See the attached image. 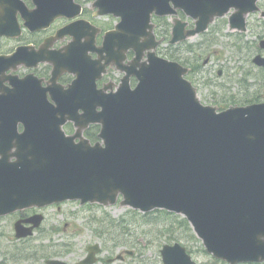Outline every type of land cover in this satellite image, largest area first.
Returning a JSON list of instances; mask_svg holds the SVG:
<instances>
[{
    "label": "water",
    "instance_id": "obj_1",
    "mask_svg": "<svg viewBox=\"0 0 264 264\" xmlns=\"http://www.w3.org/2000/svg\"><path fill=\"white\" fill-rule=\"evenodd\" d=\"M256 1L97 0L100 14L120 11L123 18L116 30L105 35L102 50L114 59L119 48H135L136 32L148 26L153 12L167 15L181 9L198 18L191 30L177 21L171 43L202 32L230 8L235 9L230 28L245 30V16L258 9ZM32 2L31 16L40 22L62 15L67 3L78 11L73 0ZM76 24L84 27L85 23ZM7 29L0 26V34ZM73 46L74 41L68 45ZM148 47L136 48L138 60ZM260 47L264 48V39ZM27 54L23 49L0 56V87L3 71L16 65L2 63L23 61ZM253 62L264 66V57L256 55ZM55 65L52 80L64 70L76 74L67 89L41 88L38 80L25 76L10 78L13 88L0 94L21 98L19 105L0 99V153L5 154L0 159V177L7 180L0 183V213L20 204L66 199L109 205L121 195V206L143 212L163 208L184 215L207 252L217 258L231 264L264 261V102L218 112L200 103L195 88L183 78L185 67L153 52L139 64H114L125 75L117 90L108 93L105 89L112 84L102 89L95 85L107 64H90L94 72L89 78L87 64ZM132 75L138 79L133 89ZM46 90L56 105L48 102ZM67 120L76 126L70 136L61 129ZM14 121L23 122L22 133L12 128ZM92 122L101 125L102 142L90 145L81 132ZM12 146L16 155L22 154L8 164ZM87 249L83 264L94 261L98 245ZM161 255L164 264H192L178 243L164 245ZM48 264L64 263L51 260Z\"/></svg>",
    "mask_w": 264,
    "mask_h": 264
},
{
    "label": "flooded vegetation",
    "instance_id": "obj_2",
    "mask_svg": "<svg viewBox=\"0 0 264 264\" xmlns=\"http://www.w3.org/2000/svg\"><path fill=\"white\" fill-rule=\"evenodd\" d=\"M74 5L79 6L80 13L74 17H71L76 7L70 4H66L62 10V15H55L47 23L46 20L38 21L31 16V10L35 8L32 0H0V26H7V32L0 34V56H8L11 54H19L23 49H26L28 54L23 61L9 60L3 64H16L9 66L3 71V82H7L10 87V78L22 79L25 76H31L40 82L41 88L51 87L53 90L55 87L66 88L74 78L76 77L72 72L67 70L61 71L57 74L56 78L52 80V76L55 73V64H87L86 74L88 78L93 74L94 68L90 64H139L147 59L148 51L144 50L141 53L140 59L137 58L136 48L142 47V43L147 45L153 43L158 39H162V43H157L154 48L157 55H161L160 47L166 45V48L162 51H169L165 55H169L173 45L169 43L170 33L173 27L172 20L167 22V17H158L154 14L150 15V22L148 26L143 29L140 28L134 37V46H128L125 48H119L118 57H107V52L102 50L105 48V35L113 31L122 17H116L113 14L102 15L99 13L100 8L95 5V0H73ZM178 15L182 18L184 16L186 22V28H190L194 25L192 19L185 16L181 11ZM43 17H46L44 15ZM34 20L32 22L31 20ZM183 19V18H182ZM48 20V17H47ZM169 20V19H168ZM84 21V27L79 26L76 23ZM70 26V33L66 32V28ZM89 27H87V26ZM152 25V28H149ZM131 31V30H130ZM146 32L147 39L144 38L143 32ZM154 34L149 38L148 33ZM82 34L80 37L79 35ZM74 41L72 48L68 47L69 43ZM39 50V55L35 54V50ZM18 50V51H17ZM30 50L34 51L30 54ZM102 50V51H100ZM204 52V51H203ZM189 51H186L187 57ZM264 53V52H263ZM163 54V53H162ZM202 52H197L194 55L195 59L202 58ZM109 58V59H106ZM136 59V60H135ZM184 59V58H182ZM210 56L203 58L202 64H209ZM26 64H36L33 67H29ZM182 64H195L194 62L184 61ZM196 64H201L198 61ZM61 67V66H60ZM59 67V68H60ZM113 72H117L114 66L106 65L104 70L100 73L99 78L96 79L97 87L103 86L106 82L116 79L113 78ZM135 83V78H130V84ZM12 85V84H11ZM49 98V93H46ZM21 98L15 96L11 100L18 102ZM23 123L17 121V131L23 130ZM70 127V124H67ZM96 126H87L83 134L88 137L91 135V139L95 136ZM15 146L10 148L9 160H14L16 154ZM2 154L0 155L1 158ZM52 206L37 207L29 206L22 209H18L11 213L0 215V253L3 252L7 258L8 264H45L46 258L44 256V246L31 249L16 248V243H27L28 240L40 241L46 238V236L52 234L53 231L46 232V212L45 210ZM57 209H60V205H55ZM42 215V220L38 225L33 226L31 218L33 215ZM34 221V220H33ZM31 228L30 234L18 237L17 233H22L25 229ZM56 229V226H52ZM55 231V230H54ZM106 234L99 236L98 241L94 243L100 244V251L97 255V261L94 264H126V257L122 251L120 259H115L114 256H110L108 251L104 249ZM10 244H9V243ZM62 254L56 253L53 256H61ZM131 255V254H130ZM84 256V255H83ZM81 258V257H80ZM78 258L72 264H77L80 260ZM67 260V259H66ZM6 259L1 258L0 264L4 263ZM68 264H70L69 260ZM264 264V262L256 263Z\"/></svg>",
    "mask_w": 264,
    "mask_h": 264
},
{
    "label": "rangeland",
    "instance_id": "obj_3",
    "mask_svg": "<svg viewBox=\"0 0 264 264\" xmlns=\"http://www.w3.org/2000/svg\"><path fill=\"white\" fill-rule=\"evenodd\" d=\"M260 6L264 10V0H261ZM224 18L212 25L207 33L190 38L186 44L172 48L170 51V56L174 55L181 59L187 56L186 51L189 44L204 46L205 51L202 52L200 69L193 74L198 95L204 102L206 100L224 101L226 100L224 97L229 94H240L238 84L242 78H247L248 82L254 84L248 97H253L255 93L258 94L259 90L264 91L259 87L264 71L254 66L251 61L257 50V42L260 38L258 36L264 32V18L256 13L249 17L248 29L245 33L229 30L226 16ZM165 48L166 45L160 47L161 53H167L162 51ZM195 54L194 51L188 53V56ZM208 55L210 63L202 64L203 58ZM219 69L222 70L221 75L217 74ZM217 84L225 86L218 88L221 92L218 96L216 93L213 95ZM45 212L47 213L46 232L50 233V230L53 232L50 239H43V241L44 243H55L53 248H49L50 254H64L63 257L69 260L70 264L84 255L86 246L95 240L94 234L98 238L97 236L105 230L103 227L111 232L108 245L110 249L115 250L114 253L119 249H128L132 250L133 254L135 253L134 256L126 257V264H162L160 257L162 244L175 241L187 247L196 261L195 264H224L204 252L201 240L196 237L187 221L185 225L177 224L170 228L166 227L173 222L180 221L175 220L181 218L175 214L173 217L158 214L152 216L151 220H142V213L139 212L140 214L137 213L138 220H134L133 210L120 206L119 203L109 206L62 203L60 209L49 207ZM105 216L108 220H121L122 217L126 220L123 223L111 225L110 222L103 221ZM52 226H56V229ZM171 231L177 239L169 240L164 235L170 234ZM124 245L129 248H125Z\"/></svg>",
    "mask_w": 264,
    "mask_h": 264
},
{
    "label": "trees",
    "instance_id": "obj_4",
    "mask_svg": "<svg viewBox=\"0 0 264 264\" xmlns=\"http://www.w3.org/2000/svg\"><path fill=\"white\" fill-rule=\"evenodd\" d=\"M260 70L264 71V68L260 69ZM238 86H239V89L241 91L240 94H229V95L224 97V99H226V101H228L229 103L245 104V103H251V102H254V101H262V100H264V91H262V90H259L258 94L255 93L253 97H248V94L251 91V89L253 88L254 84L248 82L247 78H242L241 82L238 84ZM259 87L264 89V74H263V80H262L261 84L259 85ZM241 96H243L245 98H240ZM225 105H228V104L225 103ZM132 213H133V215H132L133 219L134 220H138L137 219V215H138L137 213H139V212L136 211V210H133ZM158 214H164V215H167L169 217H173V215H174L173 213L165 211V210H154V211H152L150 213L141 214L142 215V220H151L152 216L158 215ZM175 215H177V214H175ZM124 220H126L124 217H122L121 220H108L107 216L103 217V221L110 222L111 225L123 223ZM175 220H180V221L179 222H173V223L167 225L166 227L170 228L173 225H177V224L178 225L179 224L185 225L186 224V222L184 221L185 219L182 218V217L178 218V219H175ZM150 223H153V222H150ZM103 228L105 229V231L108 232V235H109V238H110L111 232H109L107 228H105V227H103ZM164 235L169 240L177 239V237L174 235L173 231H171L170 234H164ZM126 243H128V242H126ZM116 244H118V243L116 242Z\"/></svg>",
    "mask_w": 264,
    "mask_h": 264
}]
</instances>
